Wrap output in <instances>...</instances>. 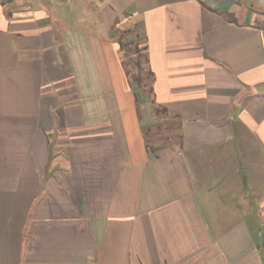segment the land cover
Wrapping results in <instances>:
<instances>
[{
  "label": "crops",
  "instance_id": "obj_1",
  "mask_svg": "<svg viewBox=\"0 0 264 264\" xmlns=\"http://www.w3.org/2000/svg\"><path fill=\"white\" fill-rule=\"evenodd\" d=\"M0 264H264V0H0Z\"/></svg>",
  "mask_w": 264,
  "mask_h": 264
},
{
  "label": "rangeland",
  "instance_id": "obj_2",
  "mask_svg": "<svg viewBox=\"0 0 264 264\" xmlns=\"http://www.w3.org/2000/svg\"><path fill=\"white\" fill-rule=\"evenodd\" d=\"M122 38V45H123V51H125V58H127V67L130 68V70L132 72H138V69L136 68V66L132 63L134 60H137V56L135 55V53L138 51H141L140 48L136 45V42L131 40V37H129L127 34H121ZM141 62L142 60L139 59ZM171 127V126H169ZM177 130V127H171V137H172V133H175L176 130ZM175 130V131H173ZM173 131V132H172Z\"/></svg>",
  "mask_w": 264,
  "mask_h": 264
}]
</instances>
